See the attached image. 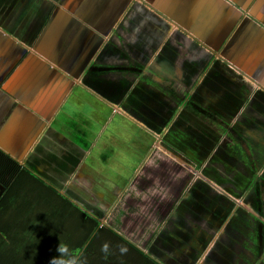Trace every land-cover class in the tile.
Masks as SVG:
<instances>
[{"label":"crops","instance_id":"0c3cea01","mask_svg":"<svg viewBox=\"0 0 264 264\" xmlns=\"http://www.w3.org/2000/svg\"><path fill=\"white\" fill-rule=\"evenodd\" d=\"M124 36L150 61L140 83L151 75L177 84L190 99L179 103L202 108L212 139L227 141L220 155L246 183H264V0H0V264H49L60 242L86 264H121L124 255L130 264L141 255L154 264H264L246 262L252 243H231L252 220L250 232L264 235V193L259 208L246 202L236 213L239 230L213 228L207 211L171 212L148 239L161 208L144 203L167 201L181 182L154 183L153 199L135 196L146 183L134 175L149 171L158 134L151 110L161 117L162 105L120 72L113 42ZM108 43L116 47L103 56ZM87 218L135 251L122 255L108 239L101 260L104 237Z\"/></svg>","mask_w":264,"mask_h":264},{"label":"rangeland","instance_id":"374dc122","mask_svg":"<svg viewBox=\"0 0 264 264\" xmlns=\"http://www.w3.org/2000/svg\"><path fill=\"white\" fill-rule=\"evenodd\" d=\"M109 43L107 47L103 48L101 55L105 56L107 54L108 56L109 49L113 51L114 47H116L114 45L109 46ZM113 44L119 46L114 50L119 53L118 68L120 72L124 70V75H126L125 79H131L134 81L133 83L137 82V84L144 85V83H140L144 81L141 76L145 74V71L147 72V65L150 61L141 58L140 50L136 48L132 49V45L135 46V42H127L125 36L121 37L119 41L113 42ZM185 48L186 47L183 46V50H185ZM103 56H101V58L108 64V60ZM107 68L108 65L104 64L103 69L107 70ZM204 73L205 72H202L199 76H203ZM171 75V77L175 78L174 74ZM162 77L165 78V76ZM162 77L147 75L150 83L147 82L146 84L145 82L144 85L145 89L148 90L147 99L155 105H162L161 108H159L160 114L162 115L161 117L157 115L154 116L151 110V116L154 120L152 125L157 128L158 134L156 138L154 137L151 139L148 154L146 155L147 159L150 160V166L148 167L149 171L135 173L132 183H146L144 184L146 188H137L141 191L139 196L147 194L146 196H149L151 199H153L154 195H149L148 191L158 190V188H153L155 186L154 181H156V183L166 184L181 183L180 190L176 192L175 195L171 196L168 192H165L167 201L159 203L157 197L156 200L149 204L144 203L146 206L149 205V210H152V212L154 211L153 207L157 206L156 204H159L161 208L156 210L157 213L161 211V215L158 214L156 219L157 228H152L153 231L148 235V239L151 240V243L154 242L152 241L153 238L157 237L158 231H161L165 226L171 212H180L178 214L187 213V215L192 212L194 215L202 217V212L207 211L212 216L209 221L213 225V228L219 230L221 225L223 226V224L227 222L229 225L227 230L234 228L236 230L241 229L242 227L239 221H237L239 217L235 215L248 205L246 202H251V207L253 209L260 207L259 204L262 200V193H264V183L254 184L245 182L241 170L236 166L232 167L228 164L226 158L220 155L221 152L218 149L226 148L227 141L212 139L211 136L213 135L206 127L207 119L204 115V110L202 108H196L195 106L190 107L188 103H186V107L180 104L179 102L182 99V101H184V99L185 101H190L188 98L189 95L183 98V96H181L182 89H180L177 84H173L170 81L164 84L165 81L162 80ZM197 78L194 80V85L184 86L185 93H191L190 90H193ZM201 83L202 80L199 81L200 85ZM204 93L201 92L199 94L201 96H198L204 98ZM192 115L198 118L197 120L203 124L195 125V119H193ZM212 128H216V125L212 124ZM219 155L220 157H218ZM158 168L159 170L161 169V172L158 171ZM248 174L251 176L252 171L248 170ZM147 176L149 178H146ZM148 183L150 184L148 185ZM129 184L130 183H127V185ZM258 185H260V187H256ZM169 186L170 185L167 187ZM209 195L219 198H215V203L206 201V197H209ZM135 196H137V194H135ZM190 201H197L199 203L195 204L194 202V205H190ZM201 201L206 202L207 208ZM246 210L248 211L249 209L246 207ZM162 213H166V216H163ZM258 217L264 219V215L260 214ZM107 220H109L108 217L104 219V221ZM255 220L262 223L260 219L255 218ZM173 222L174 220L172 223ZM240 222H244L246 225L245 221L240 220ZM254 223L255 221L252 220L250 223L251 225H248L251 231L256 230ZM195 228H200V224L197 223V227L195 225ZM250 230H247L245 236L246 240H242V237H240L235 241L233 238L231 243L240 244V241H245V244L252 243L255 249L254 251L248 250L247 255L250 256L251 254L254 257L245 258L246 262L249 263L251 259L252 261L256 259V263L263 262L264 235H253V232H250ZM255 256H259V259Z\"/></svg>","mask_w":264,"mask_h":264},{"label":"clouds","instance_id":"9594fccd","mask_svg":"<svg viewBox=\"0 0 264 264\" xmlns=\"http://www.w3.org/2000/svg\"><path fill=\"white\" fill-rule=\"evenodd\" d=\"M156 183V181H154ZM161 189H163L165 186L159 185ZM137 193V195L140 194L141 191L137 189V186L134 189ZM154 196L160 195L159 192H154ZM56 251L58 252V256L53 257L49 264H86L85 260L83 259V254L81 252H74L70 247L63 242H60ZM101 251L105 253V255L109 254L110 248L108 243H104L101 247ZM120 253L126 254L127 248L121 247Z\"/></svg>","mask_w":264,"mask_h":264},{"label":"trees","instance_id":"16d2710c","mask_svg":"<svg viewBox=\"0 0 264 264\" xmlns=\"http://www.w3.org/2000/svg\"><path fill=\"white\" fill-rule=\"evenodd\" d=\"M80 210L83 211L82 209H80ZM87 220L92 223L91 225H87V229L90 230L92 228L91 230H95L93 236L96 235V237H97V234L102 233V235L104 237L103 238V243H105L106 240L109 239V243H111L112 245H115V247H117L118 249H120L123 246V247H126L128 249L131 248V249H133L135 251V249L131 245H129V243H127L123 238L118 236L116 233L112 232L109 228H107L105 226L97 227L98 222H97L96 219L87 218ZM93 236H91V238L87 242L86 247H88V245H89L91 239L93 238ZM101 253H102V256H101V260H102L104 255H105V253H103L102 251H101ZM140 255H141V253H140ZM141 256L144 258V260L141 263H138V264H154L153 261L147 255H141ZM123 258H124V261H122L121 264H130V262H128V263L125 262V260L127 259L126 255H124ZM130 261L133 262V260H131V259H130ZM133 264H137V263L134 262Z\"/></svg>","mask_w":264,"mask_h":264},{"label":"flooded vegetation","instance_id":"af4514ba","mask_svg":"<svg viewBox=\"0 0 264 264\" xmlns=\"http://www.w3.org/2000/svg\"><path fill=\"white\" fill-rule=\"evenodd\" d=\"M255 184V183H254ZM256 187H260V185L256 186Z\"/></svg>","mask_w":264,"mask_h":264}]
</instances>
